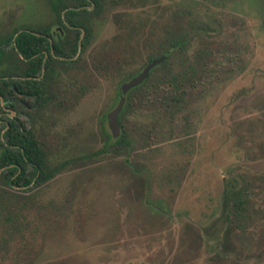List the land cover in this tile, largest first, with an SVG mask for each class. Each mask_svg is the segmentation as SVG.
<instances>
[{"label":"rangeland","instance_id":"rangeland-1","mask_svg":"<svg viewBox=\"0 0 264 264\" xmlns=\"http://www.w3.org/2000/svg\"><path fill=\"white\" fill-rule=\"evenodd\" d=\"M51 3L0 0V71L6 36L54 29ZM99 6L80 69L56 65L44 105L16 94L18 112L0 113L30 127L54 172L0 196V264H264V0ZM172 38L168 71L150 76L179 78V108L134 97L111 137L116 87ZM229 186L245 191L237 212Z\"/></svg>","mask_w":264,"mask_h":264},{"label":"trees","instance_id":"trees-1","mask_svg":"<svg viewBox=\"0 0 264 264\" xmlns=\"http://www.w3.org/2000/svg\"><path fill=\"white\" fill-rule=\"evenodd\" d=\"M51 4L57 11L59 10L55 3ZM38 31L48 32L46 27ZM56 33L58 34V32ZM41 39V36H35L25 31L24 28L5 37L4 40L10 42V50L7 54L10 64L5 70L0 71V113L18 112V108L10 103V100L16 102L15 95L19 93L21 96L17 103L25 107L26 102H23L24 99H31L33 101L32 105L37 108L49 100L50 95L47 91L49 78L54 72V67L63 62L62 60L53 59L49 54V49L52 48L54 53L60 55H66V53L59 51L60 46L58 44L54 43L49 46L41 43ZM181 44L182 42L178 39L172 38L167 41L158 55L148 59L149 62L160 55L165 56L159 64L148 71L143 82L133 88L134 95L128 94L121 112L128 107L134 97L135 100L141 102L149 98L151 102L158 103L157 105L169 111L171 116L177 111L183 101L184 93L180 88L179 78L168 73L164 78L151 77L150 74L154 68L161 65H164L168 71L167 59L174 50L181 47ZM81 45L84 46L83 43ZM67 47H69L70 52H74L76 43H70ZM44 51L47 54L46 58L44 57ZM147 79H150V81H147L148 84L145 85ZM5 106L9 107L7 112L2 111V107ZM118 125V133H110L111 137L120 136V121ZM116 141L120 142L118 139ZM53 174V169L48 167L42 145L30 127L24 125L15 116H7L4 123L0 120V196L5 193H12L13 188L43 183L51 178ZM244 196V189L240 187L232 189L229 186L223 193L225 207L229 211L237 212L244 203Z\"/></svg>","mask_w":264,"mask_h":264},{"label":"flooded vegetation","instance_id":"flooded-vegetation-1","mask_svg":"<svg viewBox=\"0 0 264 264\" xmlns=\"http://www.w3.org/2000/svg\"><path fill=\"white\" fill-rule=\"evenodd\" d=\"M49 1L55 3L56 7L59 9L57 11L51 5V12L55 16L54 29H49V27L44 26L46 27L48 32L35 31L32 29H24V30L27 32H30L31 34L35 36H41L42 39L40 41L43 44H47L49 46H51L54 43L58 44L60 46L59 51L65 52L66 55H60L59 53H54L52 48H50L49 49L50 56L53 59L62 60L64 63L68 62L67 64L71 65L72 67H78L80 69L81 66L75 63V58L77 55L76 52L74 51L71 53L67 45L74 42L76 43V48H77L81 43L85 45L87 42L91 40L90 36H88L89 28L87 26H90L92 21H94L95 18L99 15L100 0H49ZM56 32H58V34ZM46 55L47 54L44 51L45 58H46ZM95 65H96L95 67L98 70L103 69V61L101 60V58L96 60ZM133 75L128 76L127 78L123 79L122 82L129 80ZM141 83L137 84L134 87L139 86ZM118 87L119 86L116 87V92H115L116 103L118 101ZM134 87H131L130 89L126 91L124 95V101H123L122 107L124 105L126 97L128 96L129 92L133 91ZM19 95L21 96L20 93ZM120 114H121V111L118 114V123L120 121L119 120ZM105 118H106V114H105Z\"/></svg>","mask_w":264,"mask_h":264},{"label":"water","instance_id":"water-1","mask_svg":"<svg viewBox=\"0 0 264 264\" xmlns=\"http://www.w3.org/2000/svg\"><path fill=\"white\" fill-rule=\"evenodd\" d=\"M164 55H160L153 60L147 62L144 67L134 76H132L129 80L122 82L118 87V101L116 105L106 114V124L107 128L111 134H116L119 131L118 125V114L121 111L122 104L124 101V95L128 89L136 86L141 83L143 79L147 76L148 71L153 68L155 65L159 64L163 59ZM1 103V97H0ZM11 113V112H10Z\"/></svg>","mask_w":264,"mask_h":264}]
</instances>
